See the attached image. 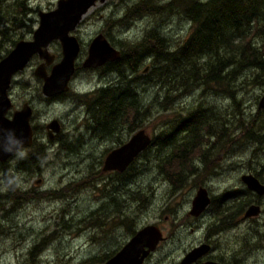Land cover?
<instances>
[{"label": "rangeland", "instance_id": "obj_1", "mask_svg": "<svg viewBox=\"0 0 264 264\" xmlns=\"http://www.w3.org/2000/svg\"><path fill=\"white\" fill-rule=\"evenodd\" d=\"M57 1L28 0L31 12L26 16V23L30 24L31 28H20L22 38L16 39H31L33 30L38 26V12L54 9ZM138 1L97 2L71 32L80 43V52L68 94L63 98V102L46 101L43 98L42 82L34 74V69L40 63L37 55L31 58L22 71L13 76L8 89L13 102L12 107L19 108L22 99H31L36 109L34 124H44L57 118L62 121L64 127L61 129L58 143L49 142L44 157L38 160L37 163L40 165L38 166L42 168L39 173L36 174L34 171L26 182H21L17 179L18 176L14 178V183L19 181L17 182L19 188L27 190L31 188V184H35L36 187L33 186L37 191L35 199H30L32 193L21 194L16 187L10 192V199L6 202L0 198V264H102L104 261L98 263L93 258L116 253L137 230L148 224L158 226L168 239L171 238L153 254L148 264H176L190 244L199 245L201 243L199 241L203 240L206 233V225H198L195 218L189 215L192 199L197 193L196 181L202 179L209 187L210 183L216 184L213 195H221L225 191L221 186L237 189L246 185L241 174L245 170L252 172L246 175L256 172L264 176V138L260 142L245 140V135L241 132L243 126H249L252 134H260L258 128H261L264 134L262 128L264 109L258 108V102L264 93V84L247 85L244 83V76L234 81L236 103L223 91L216 93L215 90H211L209 84L205 88L199 85L190 90L170 92L166 82L162 85L152 82L156 76L150 70L152 60L145 56L146 53L141 54L142 60L138 71L132 75L133 71L128 68L126 72L128 78L136 79L129 85L137 92L147 115L136 116L139 121L138 127L131 134L123 130L121 134L107 135L97 130L101 133L99 135L93 130L96 123L88 118V111L85 110L87 101L82 97L87 94L88 98L98 89L107 88V85L111 86L113 83L124 85L121 82L126 81L119 79L118 70L107 71L108 65L96 67L97 69L82 67L91 40L96 35L103 34L112 46L119 50L121 56L122 49H126L125 45H133L144 40L150 36L151 31L166 38L169 49L176 48L187 38L192 28L187 18L176 9L158 14V10H145L136 15L132 14L122 24L117 23L125 18L127 11L137 5ZM169 1L148 0L147 5L141 3V7L161 8ZM6 5H10V2ZM12 47L3 52V55L5 56ZM48 50L55 56L54 63L61 59V45L58 40L52 41ZM50 68L51 66L48 71ZM199 103H202L203 109H209V113L213 107L222 113L224 127H227L226 136L221 140L212 136V142L210 138L204 141L203 152L201 150L203 154L207 151L204 158L201 154L200 158L190 156L192 158L190 161L185 157L180 159L178 162L183 163L185 167L183 176H177L178 173H175L178 170L176 161H171L164 168H161V163L171 157L172 148L174 150L177 143L180 145L181 139L189 140L188 133L175 135L176 138L169 147L161 148L160 144L155 142L137 157L133 170L136 174L127 181V186L132 190L152 191L144 206L129 199L126 207L120 203L117 212L113 210L108 214L102 225L93 227L91 226L93 220L83 221L85 215L106 201L102 193L103 182L106 181L110 188L118 185L116 172L101 170L106 155L140 129L153 138V142L155 138H163V135L172 131L171 129L180 121L186 120L189 113L198 109ZM79 109L83 110L80 117ZM256 116L258 118L255 119ZM132 118L133 116L130 117V121ZM256 121L262 122L263 125L255 131L253 127L254 125L257 127ZM203 137L205 138L206 134H203ZM192 165L196 167L193 172L190 171ZM15 170L13 172L18 173L21 169ZM210 175L216 176L211 179ZM2 176L4 177V174L0 172V195L7 192ZM88 176L92 177L91 183H94V186H85L86 184L82 182L78 188L77 182ZM40 178L43 185H36L35 181ZM177 179L180 181L177 182ZM44 188L47 190L41 192ZM60 189H64L62 196L55 198L53 192ZM247 193H250L249 189ZM125 194L126 192L122 197ZM16 196H22L23 200L16 203ZM247 197L253 198L249 195ZM119 210L122 213L119 214ZM115 212L116 214H112ZM201 217L207 221L206 223L210 221L211 224L214 221L212 212L209 215L207 211ZM222 236L225 237V233ZM35 246H41V252L34 251L29 257L28 251ZM226 246L225 242L222 243L221 249H226ZM241 256H244L243 253ZM245 260L247 264H264V249L246 254Z\"/></svg>", "mask_w": 264, "mask_h": 264}, {"label": "trees", "instance_id": "obj_2", "mask_svg": "<svg viewBox=\"0 0 264 264\" xmlns=\"http://www.w3.org/2000/svg\"><path fill=\"white\" fill-rule=\"evenodd\" d=\"M9 2L10 5H6ZM147 2L148 0H139L137 5L135 4L127 11L125 18L117 23L122 24L132 14L136 15L145 10H158V14L176 9L187 18L192 26L187 38L176 48L169 49L166 38L151 31L150 36L145 37L144 40L133 45H125L126 49H122L118 60L108 63L107 71L118 70L120 80L124 79L127 82L126 69H131L133 75L141 65L142 57L140 55L146 53L145 56L152 60L150 70L156 75L152 82L155 81L159 85L166 82L170 92L182 89L190 90L199 85L205 88L209 84L211 90H215L216 93L223 91L235 103L237 100L234 97L236 89L234 81L239 77L244 76L243 80L247 85L264 84V0H170L161 8H154L151 5H149L151 6L149 9L141 7V3L147 5ZM30 12L28 0H0V59L4 57L3 52H7L9 47H14L15 43L20 40L16 37L22 38L19 29L22 27L31 28V25L26 23V16ZM29 21L31 22V19ZM148 41L149 44H147ZM7 45L9 47L6 48ZM121 46L123 48L124 43ZM134 81H136L135 78L130 79L129 83ZM129 83L121 85L116 89L117 91L111 90V87H102L88 98H86L87 94L84 95L85 97L83 96V100L87 101L88 118L90 116L92 122L96 123L93 130L97 134H101L98 133L99 131L107 135L121 134L123 130H127L128 134H131L138 127L139 121L136 116L147 115L146 110L141 106L143 103L139 100L137 92L131 89ZM221 114L213 107V109L210 108L209 115V109H203L202 103H199L198 109L189 113L186 120L180 121L166 135L161 132L163 138H155L154 142L152 138L147 148L155 142L160 144L161 148L169 147L176 138L175 135H181L180 133L183 132L184 134L188 133L189 139L188 141L181 139L182 142H185V148L188 149L183 152L185 159L190 161L194 157L199 156L200 158L203 154L201 150L203 152L204 141L210 138V142H212V136H216L218 140L226 136L227 127H224L225 122ZM131 116L133 118L130 121ZM254 118L256 119L258 116ZM245 121L247 122V120ZM260 125L262 126L263 123L256 121L257 127L254 125L253 129L256 131ZM242 129L241 132L245 135V140L260 142L264 138L261 128L257 129L260 134H252L249 126H243ZM203 134H206L205 138ZM195 145L197 146L194 147ZM180 154L181 152H177L176 147L174 150L172 148L171 157L162 161L161 168L174 160L178 163V170L175 173H178L177 176H183L185 167L183 163L178 162L181 159ZM137 157L123 172H116L117 186L110 188L106 181L103 182L102 193H104L106 201H103L96 210L85 215L83 221L91 219L98 223L92 221L91 226L93 227L102 225L108 214L113 210L117 212L120 203L126 207V202L129 199L144 206L152 191L132 190L130 186H127L128 179L136 174L133 170ZM92 180V177L88 176L77 182V186L80 188L82 182L86 184L85 186H94V183H91ZM178 181L180 179H177ZM9 183L13 190L11 182ZM63 192L64 189L55 190L53 195L55 198H59ZM124 192L126 194L122 197ZM122 211L119 210V214ZM116 212L112 214H116ZM34 251L40 253L41 246L31 248L28 251V256H32ZM111 255L113 254L103 255L93 258V260L102 263Z\"/></svg>", "mask_w": 264, "mask_h": 264}, {"label": "water", "instance_id": "obj_3", "mask_svg": "<svg viewBox=\"0 0 264 264\" xmlns=\"http://www.w3.org/2000/svg\"><path fill=\"white\" fill-rule=\"evenodd\" d=\"M105 0H58L56 7L48 11L38 12V26L32 32L31 39H20L14 47L0 59V161L12 156L19 148L32 144L33 130L30 124L31 107L25 103L20 109L13 111L11 117L6 114L12 108V100L8 95L13 76L22 71L34 55L42 60L34 69V74L42 79L41 92L49 97L61 94L69 89L70 79L75 71L76 58L80 51V43L74 31L88 10L97 2ZM58 40L62 57L54 62V54L48 50L49 44ZM120 53L102 34L96 35L90 42L87 56L82 62L84 68H96L107 61H115ZM52 65L47 71L46 67ZM258 108H264V93L258 102ZM47 128L52 132L59 131V121L51 120ZM149 135L143 130L135 132L126 142L112 149L105 157L102 170L124 171L128 165L150 144ZM248 188L260 194L264 185L253 175L243 176ZM205 190L200 189L192 202L191 213L196 215L205 205ZM258 213L257 206H251L245 216ZM162 234L158 226L148 224L135 234L111 257L102 264H143L145 257L156 248ZM206 247L191 250L182 264L192 257L199 256ZM192 260V259H191ZM190 261V260H189Z\"/></svg>", "mask_w": 264, "mask_h": 264}, {"label": "flooded vegetation", "instance_id": "obj_4", "mask_svg": "<svg viewBox=\"0 0 264 264\" xmlns=\"http://www.w3.org/2000/svg\"><path fill=\"white\" fill-rule=\"evenodd\" d=\"M41 62L42 60L40 59V63ZM108 63L109 61L105 62L104 65H102V67H105L106 65H108ZM50 66L51 65L47 66L46 69L48 70ZM75 69H76V62H75ZM90 69H94V68H90ZM39 80H41L42 82L41 78H39ZM108 87L112 88V86H109V85ZM67 94H68V91H66V93L64 92V93L56 94V95L49 96V97H46L43 95V98L46 101L57 100V101L63 102V98ZM79 100L81 99L79 98ZM25 103H27L32 109V116L30 119V124L33 130L32 144L27 147L19 148L12 156L8 157L6 160L0 161V172L4 174V177L2 176V179L5 180L6 187L4 188L7 191L6 193L1 194L0 198L4 200L5 202L8 199H10L9 194L11 191H13L11 190L9 182H11V185L13 186V188L15 187L17 188L19 193L21 194L22 193H32L31 194L32 196L30 197V199H35V196H36L35 194L37 192L33 188L35 184H31V188L30 189L28 188L26 190V189H23V187L19 188V185L17 183L19 181L16 182L17 184L14 183L15 182L14 178L18 176L17 179H20L21 182H26L30 178V176L33 174L34 171L36 172V174L39 173V171L42 168L39 167L40 165L37 163L38 160L44 157L43 155L45 153V150L49 148L48 147L49 142L54 143V144L58 143L61 133H62L61 129L64 127V124L62 123L61 120L57 118H53L59 121L60 128L58 132H52V134L50 135L49 133L50 129L47 128V125L53 119H51L49 122H46L44 124H36V123L34 124L33 120L35 117L36 109L34 108L33 102L31 99H22L21 107ZM12 106H13V102H12ZM21 107L19 108L12 107V109L9 110L6 115L8 117H11L13 114V111L20 109ZM82 112L83 110L79 109L78 111L79 117L81 116ZM45 137L47 141H45ZM184 143L185 142H181L180 145H178V143L175 144L176 145L175 147L177 148V152H181L180 154L181 159L184 158L183 152L184 151L186 152L188 150L187 147L185 148ZM206 153L202 154V158H204ZM15 169H21V170H19V172L17 173V172H13V171H16ZM195 169L196 167L192 165V168L190 169V171L193 172L195 171ZM113 171L118 173V171L116 170L103 171V172H113ZM251 173H252L251 171L248 172L247 170L241 173L242 181H243V176H245L246 174H251ZM253 174H254V177L258 180V182L264 185V176L261 173H256V172ZM213 176H216V175H210V178L214 179ZM35 183L36 185L37 184L43 185L41 178L37 179ZM196 184H198L197 186L198 188L196 192H198L200 189H204L206 191L205 192L206 196L204 197L205 200H203L206 202L202 210H200V213L196 215L192 214L191 213L192 202L195 196L197 195L196 193V195H194V198L192 199V202H191V209L189 210V215L192 218H195L198 225H203V224L206 225V233L204 235L203 240L199 241L201 242L199 245H196L195 243L190 244L189 248L186 249L182 253V255L178 258L176 264H182L183 261H185L187 254L191 250H193L196 247H201V246H207L208 249L203 250V252L199 254V256L197 255L195 257L190 258L189 259L190 261L187 260L186 264H247L245 260L246 254L248 255L253 251L264 249V245H263L264 243V192L260 194L259 192L255 190H251L248 187H246L247 184L245 183L246 185H243L241 188H237V189L236 188L231 189V186H225V187L221 186V188L224 189L225 191L221 195H216V194L213 195V190L216 184L210 183V187H209L202 182V179L197 180ZM247 188L250 191L249 194L247 193V190H248ZM45 190L47 189L44 188V190L41 192H44ZM247 195L252 196L253 198H249L247 197ZM47 196L50 197V195H47ZM21 200H23L22 196L15 197L16 203H18ZM251 206H257L258 213L252 216H245V213L248 211V209ZM207 211L209 215H211V212H212V215L214 217V221L211 224H210V221L206 223L207 221L202 219L203 216L201 217V215H203ZM186 215L188 216V212L186 213ZM160 231L162 234L161 240L158 242L156 248L152 250L145 257L143 264H148V262L152 259L151 257L153 256V254L161 247V245L167 242L169 239H171V238L168 239V236L164 234L161 229ZM223 233H225V237H227L226 239L224 236H222ZM224 242L227 245L226 249H221V245ZM242 253L244 256H241Z\"/></svg>", "mask_w": 264, "mask_h": 264}, {"label": "bare ground", "instance_id": "obj_5", "mask_svg": "<svg viewBox=\"0 0 264 264\" xmlns=\"http://www.w3.org/2000/svg\"><path fill=\"white\" fill-rule=\"evenodd\" d=\"M120 53V52H119ZM120 57V56H119ZM118 57V58H119ZM117 58V59H118ZM116 59V60H117ZM109 62H112V61H109ZM54 63V62H53ZM52 66V65H51ZM102 66V65H101ZM48 71V70H47ZM109 71H111V70H109ZM74 74V73H73ZM72 78V77H71ZM126 78H127V82H124V81H122V84H126V83H128L129 82V80H130V78H128V76H126ZM120 79V78H119ZM124 80V79H123ZM70 81H71V79H70ZM12 82V81H11ZM69 84H70V82H69ZM130 84V83H129ZM199 85V84H198ZM108 86V85H107ZM112 86V88H111V90H113V91H115L116 89H118L119 87H121V85H118V84H115L114 85V83H113V85H111ZM106 87V86H105ZM10 88V87H9ZM69 90V89H68ZM67 90V91H68ZM117 91V90H116ZM188 95V94H187ZM264 109V108H263ZM126 112H128V111H126ZM127 114V113H126ZM133 114V113H132ZM210 115V114H209ZM89 118H90V116H89ZM90 124V123H89ZM89 127V126H88ZM90 130V129H89ZM150 137V136H149ZM151 139V138H150ZM151 141H152V139H151ZM151 143V142H150ZM80 147V146H79ZM17 184V183H16ZM262 185V184H261ZM248 187V186H247ZM18 205V204H17ZM133 236V235H132ZM202 247H206V246H201V247H198V248H202Z\"/></svg>", "mask_w": 264, "mask_h": 264}]
</instances>
